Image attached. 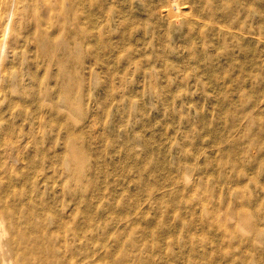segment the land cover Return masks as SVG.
I'll return each instance as SVG.
<instances>
[{"label":"rangeland","instance_id":"1","mask_svg":"<svg viewBox=\"0 0 264 264\" xmlns=\"http://www.w3.org/2000/svg\"><path fill=\"white\" fill-rule=\"evenodd\" d=\"M87 3L80 65L67 35L31 46L29 0L13 17L0 264H264V0Z\"/></svg>","mask_w":264,"mask_h":264},{"label":"bare ground","instance_id":"2","mask_svg":"<svg viewBox=\"0 0 264 264\" xmlns=\"http://www.w3.org/2000/svg\"><path fill=\"white\" fill-rule=\"evenodd\" d=\"M3 1L4 0H0V2ZM37 1L38 0H29L30 6L26 8L27 11L25 14V20L30 27L27 38L29 39L31 46L32 42L34 44L37 43L39 46H43L45 39L47 38L48 40H50L51 35L53 36L54 33H58L54 38L55 40L61 35L64 37L67 35L66 42L62 43L60 46V48L65 47L66 49L64 58H69V55L71 54L73 65V50L77 49L78 52L75 54V57L78 59L77 62L80 65L81 51H83L84 49L87 38L82 31V28L84 26L82 18L84 17L82 16V14H79L77 12V9L86 11L89 5L87 3V0H44L49 4V6H51V8L49 9L50 13L47 16L38 14L40 7L37 5ZM11 2L13 4V6L11 7L14 11L13 14L8 13L7 15H4L0 10V77L2 76V74L8 72L9 70L8 66L4 63V53L8 52L9 48H12L11 34L13 33V31L15 32V19L13 17H16V14L20 10L23 0H11ZM65 2H68L66 8L64 4ZM60 14H62L61 17ZM50 27H53L54 29L48 30ZM85 29L86 27L84 26V30ZM55 40H52V45L50 46H54V44L56 45ZM46 43L48 44L47 41ZM25 46L27 45L25 44ZM77 46L78 48H76ZM25 50L26 51L20 50V58L16 59V62L20 65V68H16L13 72V76L11 74H8V77L10 78L9 80H15L13 90L18 94L27 97V95L30 93L41 94V89H39L37 92L35 89H33L34 83L39 81V64L36 62V60L28 59L29 51H31V48L27 47ZM25 54L27 55V57H25ZM43 54L44 53L42 48H36L35 57H37V55L43 57ZM48 59L49 58H47V60ZM51 62L54 63L55 60H49L47 64H49L50 67L52 65ZM71 72L73 76L76 75L74 68H71L70 74ZM70 74L69 76H71ZM52 75L53 74L51 73L50 78L52 77ZM25 79H28L30 81V84L28 86H24L23 84V80ZM1 88L2 87L0 84V89Z\"/></svg>","mask_w":264,"mask_h":264}]
</instances>
